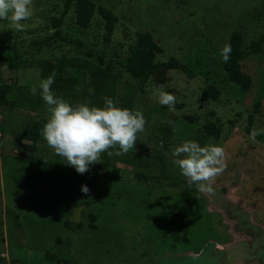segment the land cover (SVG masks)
<instances>
[{
  "label": "rangeland",
  "instance_id": "rangeland-1",
  "mask_svg": "<svg viewBox=\"0 0 264 264\" xmlns=\"http://www.w3.org/2000/svg\"><path fill=\"white\" fill-rule=\"evenodd\" d=\"M93 1L117 13L109 41L99 13L80 28L71 5L61 44L34 54L90 52L88 81L119 107L132 97L145 131L122 160L101 157L79 174L41 133L33 143L24 139L35 112L0 106V264H264V42L240 62L249 89L229 80L220 54L232 32L241 33L242 46L264 32V0ZM64 3L33 0L23 30L0 20V47L29 50L30 41L53 32L51 18ZM146 32L161 49L155 61L174 57L181 67L153 72L141 89L125 60ZM38 75L39 68L9 70L0 62V83L31 91ZM161 85L175 95V111L159 103ZM208 87L219 91L216 99L203 95ZM209 124L219 128L218 139ZM188 140L225 150L226 168L211 192L189 187L172 162L171 150Z\"/></svg>",
  "mask_w": 264,
  "mask_h": 264
},
{
  "label": "clouds",
  "instance_id": "clouds-1",
  "mask_svg": "<svg viewBox=\"0 0 264 264\" xmlns=\"http://www.w3.org/2000/svg\"><path fill=\"white\" fill-rule=\"evenodd\" d=\"M33 0H0V20H7L16 30H23L22 21L33 15ZM232 46L226 44L221 50L223 61L230 59ZM55 71L39 83L40 96L48 106L50 113L44 124L41 135L48 146L58 156H62L68 166L74 167L79 174L89 171L91 165L101 163V156L107 153L127 154L136 148L140 134L145 131L147 123L140 109L122 108L108 97L104 98L103 107L91 105L90 102L75 105L58 97L52 90L55 82ZM93 89H89L93 93ZM33 95L37 88H31ZM159 103L175 111L176 97L163 90L158 91ZM257 131L250 133L255 140ZM118 151H112L117 149ZM167 155V153H166ZM172 162L176 164L182 175L189 181V187L196 184L201 191H213L212 182L226 168V155L222 146L188 140L171 150ZM81 191L86 195L90 191L83 185Z\"/></svg>",
  "mask_w": 264,
  "mask_h": 264
},
{
  "label": "trees",
  "instance_id": "trees-1",
  "mask_svg": "<svg viewBox=\"0 0 264 264\" xmlns=\"http://www.w3.org/2000/svg\"><path fill=\"white\" fill-rule=\"evenodd\" d=\"M71 5L74 6L75 21L78 27L86 28L93 15L97 12L103 20L105 41H109L113 33L115 24L117 22V13L114 9H108L102 5H96L93 0H65L64 8L59 16H53L51 18V26L53 32L47 34L42 39H33L30 41L29 46L26 48L29 50H23L24 48L18 47L13 44H8L0 47V62L4 63L9 70H18L24 67H36L39 68V76L47 78L55 71V82L52 85V90L58 97L64 98L66 101L75 105L82 102H90L91 105L103 107L104 98L108 97L114 100L109 94H104L102 91L97 90L93 86L91 81H88L91 53L88 52L85 55H60L58 57H37V53L41 51L44 46H50V48L59 46V37L62 35L59 31L60 26L63 23L64 16L67 14ZM241 33L234 31L229 37L227 44L232 46V52L230 59L227 63L224 62L223 69L227 74V77L232 82L238 84L243 89H249L251 86V77L241 69V61L251 53H257L261 51L262 44L264 42V32H262L256 39L252 40L248 46H242ZM59 41V42H57ZM59 43V44H58ZM61 48V47H60ZM32 49L35 52H32ZM160 47L157 41L154 40L149 33H139L137 40L133 47V52L126 57V69L137 80L139 88H143L147 82L149 76L159 69H172L181 67L178 60L174 57L166 61H155L156 54L160 52ZM29 52V53H28ZM24 54L34 57L27 58ZM37 88V94L33 95L30 90L23 86H17L15 81H4L0 83V106H9L10 110L15 107L26 106L24 102H30L33 105L28 110L35 112L38 115V119L35 120L31 126L23 131V137L25 140L33 143L35 141L47 122L50 115L47 108L48 106L40 96L39 86ZM93 89V93L89 92V89ZM29 91V92H28ZM203 95L216 99L219 95V91L214 87H208L203 91ZM9 96V97H8ZM121 104L122 108H130L133 105L132 97L126 95ZM15 102V103H14ZM18 102V105L16 104ZM16 104V106H13ZM178 106L175 104V107ZM168 107V106H167ZM252 122V116H249V123ZM209 135H212L215 139L219 138V128L213 124H209L205 127ZM26 149L30 150L32 144L22 145ZM117 149L112 151H118ZM121 155L113 154L109 156L107 153L102 154V159L106 162L118 158ZM184 196V195H183ZM187 200L188 197L184 196Z\"/></svg>",
  "mask_w": 264,
  "mask_h": 264
},
{
  "label": "crops",
  "instance_id": "crops-1",
  "mask_svg": "<svg viewBox=\"0 0 264 264\" xmlns=\"http://www.w3.org/2000/svg\"><path fill=\"white\" fill-rule=\"evenodd\" d=\"M24 68H26V67H24ZM36 68V67H35ZM20 69V68H19ZM39 76V75H38ZM39 78H40V81H41V79L43 80V79H45V78H42V77H40L39 76ZM7 81V80H6ZM11 81H14V80H11ZM35 86H39V84H34ZM15 103V102H14ZM25 103V105L26 106H24L23 108H24V110H26L25 112H28L27 110H28V108L30 107V105L31 106H33V105H36V104H32V103H30V102H24ZM16 104L18 105V102H16ZM28 106V107H27ZM19 109H20V107H18Z\"/></svg>",
  "mask_w": 264,
  "mask_h": 264
}]
</instances>
